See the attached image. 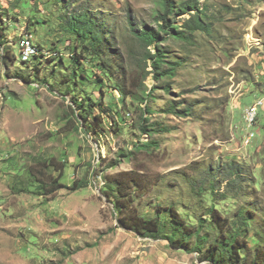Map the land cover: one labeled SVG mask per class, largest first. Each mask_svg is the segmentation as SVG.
Listing matches in <instances>:
<instances>
[{
	"label": "rangeland",
	"instance_id": "374dc122",
	"mask_svg": "<svg viewBox=\"0 0 264 264\" xmlns=\"http://www.w3.org/2000/svg\"><path fill=\"white\" fill-rule=\"evenodd\" d=\"M198 1L211 29L194 31L190 45L159 27L165 12L157 0H74V5L68 0L64 6L29 0L25 7L18 0H0V18L8 22V43H0V264H210L196 251L116 226L115 197L102 188L105 180L131 169L141 185L139 192L127 193L134 210L152 214L154 204H173L196 222L212 203L221 215L243 204V196L220 200L218 193H198L190 186L191 177L202 179L209 166L235 159L251 180L246 200L264 219V0ZM84 5L97 8V19L104 17L113 45L98 58L88 52L76 66L72 54L80 42L63 29V15ZM176 6L167 16L185 29L195 9L180 14ZM131 26L159 31L165 39L160 46L182 59L172 77L158 83L149 60L142 68L145 47ZM26 34L48 51L23 63L17 42ZM148 48L154 51L153 45ZM5 50L15 59H7ZM99 58L111 59L126 75L147 73L143 83L147 92L155 88L157 101L148 99L154 113L144 116L171 127L154 133L158 148L133 151L141 108L150 103L122 96L115 80L95 65ZM82 67L86 78L80 76ZM72 86L74 91L67 90ZM80 98L94 108L86 121L76 117L73 101ZM175 99L198 106L191 114L166 111ZM98 101L112 111L101 112L93 105ZM116 110L128 113L124 121L115 117ZM108 112L118 122H111ZM44 157L64 164L62 171L48 170L60 174L61 183L50 195L37 192L34 178L42 176L28 171ZM74 181L82 186L72 188ZM219 183L222 190L224 182ZM207 230L215 232V222Z\"/></svg>",
	"mask_w": 264,
	"mask_h": 264
},
{
	"label": "trees",
	"instance_id": "16d2710c",
	"mask_svg": "<svg viewBox=\"0 0 264 264\" xmlns=\"http://www.w3.org/2000/svg\"><path fill=\"white\" fill-rule=\"evenodd\" d=\"M56 5L64 6L68 0H52ZM84 2L85 0H81ZM163 9L164 14H160V19L163 20L160 24V28L164 33H172V37L178 40H184L186 43L192 45L194 42L193 32L196 30L209 31L210 25L205 22L208 17L206 12L200 8L198 0H157ZM74 5V0H70ZM177 3L176 9L180 14L186 12L189 9H195V13L192 18L188 19L185 24V29H180L179 25L171 23V18H168L167 14L170 9H173ZM18 4L22 7L29 5V0H18ZM96 7H88L84 5L81 8H73L67 14H64L63 29L67 32L75 34L76 42H80V50H77L75 44L72 59L73 63L77 61L82 62L81 59L88 58V52L96 55L92 58H98L101 54H105L106 49L113 44L107 39L109 30L106 28L105 22L97 19ZM157 13H160L157 11ZM98 14L100 12L98 11ZM16 17V16H15ZM28 17V21L30 20ZM32 17H35L34 15ZM129 18V16H128ZM16 18H13L14 20ZM39 20L36 21L38 23ZM8 22L1 20L0 18V43L7 45L8 40L5 36L6 26ZM30 26V25H29ZM37 25H35L36 27ZM25 27H28V22L25 23ZM131 28H134L131 26ZM133 34L136 39L144 45L145 54L143 55L142 68H146L147 60L150 61V65L153 71V77L156 82L160 83L164 79H168L174 75V71L177 65L182 62V59L175 58L171 52L166 51L160 43L165 39L161 38L159 31H152L146 27L134 28ZM27 35V34H26ZM24 36L21 35L20 38ZM29 36V35H27ZM30 37V36H29ZM19 38V40H20ZM19 40L17 42L19 48ZM35 47L38 50V54L44 56L43 51L45 46L35 42ZM153 45L154 51L148 46ZM5 57L7 59H15V56L9 50H5ZM41 52V53H40ZM35 54L33 57H37ZM138 54V52H135ZM19 57V54H18ZM137 58H140L137 56ZM21 62H26L22 61ZM114 62L109 58H99L96 62V66L110 79L115 80V89L119 90L122 96H132L135 100L146 101L147 106L140 107L141 114L139 117L138 127L141 133L138 135V139L134 143L133 151H141L144 149H156L158 148V142L154 139V133L167 132L171 130L169 124H166L159 120H150V116H144L145 113L151 115L153 112L152 104L148 99L157 101L153 96L155 88H151L149 92L146 91L147 86L143 83V79L146 77V72L142 75L139 72L126 75V72L122 69L115 70ZM166 63L167 67L163 68V64ZM139 64H141L139 62ZM75 66V67H76ZM75 71H72L70 77H75ZM80 76L86 78L83 67L80 68ZM127 76V78H126ZM97 79V78H96ZM128 83V87L124 83ZM131 87V88H130ZM165 90L169 92L167 85L164 86ZM100 91L103 93V86H99ZM67 90L74 91V87H69ZM174 102V103H172ZM182 102L180 99L171 100L167 105L168 112L176 114H191L195 110L197 102ZM73 103L79 108L76 112V117L81 121H86L88 116L92 114L94 108H90V105L86 106L82 100L74 99ZM94 107H99L101 112L107 111L112 107L105 106L101 101L95 102ZM110 114V112H108ZM93 115V117L99 118V115ZM115 117L122 116L120 122L124 121L126 113H119L114 111ZM111 122H116L114 116L110 114ZM80 121V122H81ZM118 122V121H117ZM83 123H79V126ZM146 134V140H142V135ZM128 153H132L128 150ZM38 167L30 166L28 171L31 176L46 177L34 178L37 182V192L41 194H53L58 188L61 187L58 174L53 176L49 174L48 170L56 169L62 171L63 162H60L55 157L41 158L36 160ZM35 165V164H34ZM37 169V170H36ZM116 176H112L111 180H105V186L102 191L106 194H113L115 199L113 204L114 212L116 213L117 224L116 226L130 229L140 236H146L153 239H166L168 244L176 249H185L186 251H196L199 253L201 259L207 260L210 264H264V219L258 216L256 208L251 206L246 200L251 197L250 192L245 190L248 182H251L250 178L246 176L244 166H242L235 159H230L225 162L219 163L217 166H209L206 172L202 174V179L191 177L190 186L198 193H202L208 190L209 193H218V199L224 200L226 198L239 199L242 196L245 197L243 204L239 206L233 214H220L214 203L204 212L197 217L196 222L190 220L187 214H181L173 204H154V211L152 214L139 213L131 207L132 195L128 196V192L132 189H137L139 192L141 185L139 184V177L135 176V171L123 172ZM223 181L222 190H220L219 182ZM79 185L74 181L72 188ZM140 185V186H139ZM77 187V188H78ZM218 191V192H217ZM206 219H209L206 222ZM215 222V232L207 230V226Z\"/></svg>",
	"mask_w": 264,
	"mask_h": 264
},
{
	"label": "built area",
	"instance_id": "2783aa9c",
	"mask_svg": "<svg viewBox=\"0 0 264 264\" xmlns=\"http://www.w3.org/2000/svg\"><path fill=\"white\" fill-rule=\"evenodd\" d=\"M36 45L27 35H24L19 40V59L22 61H29L35 54H38ZM256 107L249 110V113L254 117ZM253 120V119H251Z\"/></svg>",
	"mask_w": 264,
	"mask_h": 264
},
{
	"label": "bare ground",
	"instance_id": "6f19581e",
	"mask_svg": "<svg viewBox=\"0 0 264 264\" xmlns=\"http://www.w3.org/2000/svg\"><path fill=\"white\" fill-rule=\"evenodd\" d=\"M41 53V52H40Z\"/></svg>",
	"mask_w": 264,
	"mask_h": 264
}]
</instances>
